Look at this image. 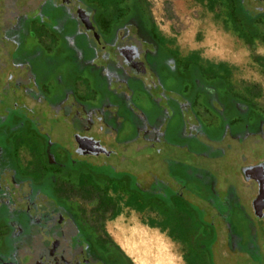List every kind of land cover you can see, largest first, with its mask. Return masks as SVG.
<instances>
[{
  "label": "flooded vegetation",
  "instance_id": "1",
  "mask_svg": "<svg viewBox=\"0 0 264 264\" xmlns=\"http://www.w3.org/2000/svg\"><path fill=\"white\" fill-rule=\"evenodd\" d=\"M247 1L256 14L246 13L247 20L264 24V1ZM0 4V70L6 63L21 68L20 75H0V264H129L79 209L104 199L117 207L114 195H125L129 208L158 214L157 230L167 235L174 230L187 242L190 264H262L264 237L257 227L264 210L257 217L253 209L257 173L264 172V155L257 151H264V105L257 103L263 104L264 96L257 89H227L228 66L180 56L158 34L145 0ZM72 26L101 52L102 69L92 76L95 90L88 91L85 80L65 79V71L56 73L60 59L46 65L62 49L65 27ZM18 40L27 58L42 50L34 68L15 57L25 55L15 48ZM158 51L166 60L155 71L151 56ZM132 106L142 111L143 121L135 120ZM110 108L122 111L129 124L118 126V112ZM211 117L223 122L217 134ZM53 118L62 121L58 131ZM70 120H78L80 131L66 144ZM167 136L180 137L181 148L202 153L201 159H218L233 149L243 162L239 176L255 187L253 199L243 204L228 179L206 170L190 173L188 165L173 163L168 173L160 148ZM80 138L92 141L80 147ZM95 142L105 153L93 154L99 149ZM105 143L123 146L121 156ZM250 150L257 158L247 161ZM167 215L178 219L169 221ZM176 220L184 232L173 228Z\"/></svg>",
  "mask_w": 264,
  "mask_h": 264
},
{
  "label": "rangeland",
  "instance_id": "2",
  "mask_svg": "<svg viewBox=\"0 0 264 264\" xmlns=\"http://www.w3.org/2000/svg\"><path fill=\"white\" fill-rule=\"evenodd\" d=\"M1 1L2 0H0V2ZM145 2L150 19L152 23H154L158 34L164 36L168 45L171 48L177 49V53H179L180 56L185 57L194 54L200 58L202 63L208 61L222 63L230 69V75L225 77V87L227 89L242 91L243 86L248 85L257 89L259 95L264 96V24L257 20L251 23L247 20L248 18L245 16L246 13H249L251 16L256 15L254 9L251 8L247 0H242L244 10L239 6L241 5V3L239 4L240 0H145ZM2 10H4L3 5ZM19 26L21 27V25ZM76 32L77 29L73 26L70 27V29L65 27V37L60 38V42L63 43L62 49L64 51L60 49L53 52V56L55 55L53 60L47 59L46 65H49V63L54 60L60 59L61 61L56 62L58 63L55 66L56 73L62 74L65 71L63 76H65L64 78L67 80H71L72 82L77 80L80 81L79 84L83 83L85 80L84 82L87 81L92 84L91 81L93 77H97L95 73L100 71L103 66L98 65L100 64L101 57L99 54L101 52L99 53V51H96V49L92 47L91 42L86 40L85 35L77 34ZM245 37L247 40L244 39ZM209 38L213 40L212 46L207 44ZM218 45H223V47L230 46V49L228 48L229 50L225 49L222 51L218 48ZM58 46L59 45H57V49ZM16 47L25 54L19 40L17 45H15V48ZM41 51L42 50H37L34 52L31 58H27L26 54L24 57H18V55L20 56V52L16 54L15 57L25 64L29 62L31 68L34 62L40 61ZM237 55L238 59H236ZM151 60L153 64L151 68L155 71H159L166 58L158 51L151 56ZM74 62L77 63V65L73 64ZM53 63H55V61ZM20 71L21 68L16 70V68L6 63L4 68L1 67L0 75L11 72L13 75L17 76L20 75ZM110 84L112 85V82ZM228 85L230 87H228ZM50 86L51 83H49L48 87ZM108 86L109 85L105 88H108ZM79 89L81 93L86 92L85 86L83 85H80ZM89 89L93 90L91 87ZM261 100L263 104L257 103L259 105H264V99ZM79 101H81V99H79ZM49 120L51 123L55 124L54 131H58V125H60L62 121H58L57 123V119L55 118ZM210 120L213 121V127H215L214 133L216 132L217 134V131L222 130L223 122L213 117H211ZM60 126V128L63 127L62 124ZM68 127L70 128L65 131V134L69 133V137H66L65 143L71 144L72 139L70 135L75 131H80L78 129V120H70ZM61 131L62 130L59 131L60 134ZM223 135L222 133L221 137H223ZM112 136L116 135L114 134ZM102 138H104V140L107 139L104 135ZM121 138H123V136ZM104 140L102 139V141ZM183 144L180 137L167 136V145L162 144L164 146H160L162 149V157H165L169 162L167 165L169 170L168 173H173V163L188 165L189 169L193 170V172L190 171V173H194V171L199 169L206 170L208 173H212L214 176L218 177L219 180L222 177L228 179V182L241 192L240 200L243 204L253 199L255 196V187L251 183H245L239 176L240 173H238V171L243 162L240 156L233 155L235 153L233 149L231 151L228 150L222 157L220 156L221 158L218 157V159L209 160L208 158L201 159L202 153L196 155L195 153H190L187 149L181 148ZM246 144L250 147L249 141ZM105 146L111 148L117 156H121L120 154L123 153V146H116L113 143H109V145L105 143ZM257 151L258 155H264V151ZM254 153L255 151L249 152V159H247V161H252L257 158H254ZM204 154L208 157L206 152ZM212 154H216V152ZM100 158L96 159L100 162ZM113 160L115 161V157L110 159L111 162ZM99 184L103 185L102 182ZM124 196L125 195L112 196L114 203H118V206L113 207V210L109 209L107 212H103L102 208L100 209L93 204L82 205L79 209L97 231L106 236L113 246L120 249L117 248L124 255L129 264H136L134 258H131L129 252L124 251L122 247H120L118 242L114 239L113 234L123 236L132 230H136L139 226L148 228L153 233L150 238H146L144 242H141L143 243L141 248L143 251H141L143 253L142 257L140 256L141 254L132 251L137 254L134 253L136 255L135 258L141 261L142 264H186L184 259L187 257L188 245L170 239L166 232L161 231V229H159V232L156 225L150 227V223H157L161 220L158 214L148 211L137 212L132 208H127L123 202L125 199ZM257 228L258 232L261 233L259 237L262 239L264 237V221H261ZM156 237L161 241V243L158 242V246L155 242ZM262 261V264H264V259H262Z\"/></svg>",
  "mask_w": 264,
  "mask_h": 264
},
{
  "label": "bare ground",
  "instance_id": "3",
  "mask_svg": "<svg viewBox=\"0 0 264 264\" xmlns=\"http://www.w3.org/2000/svg\"><path fill=\"white\" fill-rule=\"evenodd\" d=\"M209 31V30H208ZM232 40V39H231ZM205 42V41H204ZM213 42L212 38H209V40L207 41V44L211 45ZM212 46V45H211ZM210 46V47H211ZM215 48V47H214ZM218 48L221 49L222 51H224L225 49H230V46H226V47H223V45H218ZM216 49V48H215ZM228 49V50H229ZM206 50V49H205ZM214 52V51H213ZM216 54V53H215ZM217 55V54H216ZM227 55V53H226ZM209 56V55H208ZM227 57V56H226ZM221 58V57H219ZM236 59H238V55L236 56ZM258 174V180L260 181L261 185L263 184V181H264V172L262 170L259 169V173ZM259 203V202H258ZM135 223V222H134ZM126 233V232H125ZM151 235H153V233L151 232V230H149L148 228H143L141 226H139L138 228H136V230H132L130 232H128V234L126 233V235H114L113 234V237L114 239L118 242V244L120 245V247H122V249L124 251H127L129 252V255L131 256V258H134V262L136 264H142L141 261H139L138 259L135 258V256L137 255L135 252L141 254L140 256L142 257L143 256V251H142V245L143 243L141 242H144V240L147 238H150ZM151 240V239H150ZM115 241V242H116ZM140 241V243H139ZM147 241V240H146ZM149 241V240H148ZM116 242V243H117ZM157 246H158V242L161 243L160 239L158 237H156V240H155ZM139 243V244H138ZM153 245V244H152ZM144 248H147V247H144ZM133 249V250H132ZM132 251H135V252H132ZM142 251V252H141ZM147 252V251H146ZM136 255H135V254Z\"/></svg>",
  "mask_w": 264,
  "mask_h": 264
},
{
  "label": "trees",
  "instance_id": "4",
  "mask_svg": "<svg viewBox=\"0 0 264 264\" xmlns=\"http://www.w3.org/2000/svg\"><path fill=\"white\" fill-rule=\"evenodd\" d=\"M232 15V14H231ZM233 17V16H232ZM191 56H194V54H190ZM175 202V201H174ZM126 205V207L127 208H129L130 206H132L131 205V202H128V203H126L125 204ZM114 206H112L111 205V203H108V202H106V200L104 199L99 205H98V208H102V211L103 212H107L109 209H114L113 208ZM181 209H182V207H181ZM144 209H143V207H136V211L137 212H142ZM165 213L167 212V211H164ZM168 214H171V213H168ZM181 214V215H180ZM185 213H183L181 210L179 211V219H184V217H185ZM168 216V219H169V221H173L175 218H177L176 216L174 217V215L172 216V215H167ZM115 217V216H114ZM178 219V218H177ZM181 221V220H180ZM177 222V220L175 221V224H176V226H173V228L174 229H176V228H181V230L184 232V229H183V227H182V225L180 224L179 225V223H176ZM153 225H154V223H150L149 224V226L150 227H153ZM172 228V229H173ZM169 236V238L170 239H173L174 241L176 240V241H178V242H180V243H182V244H186L187 245V242L186 241H182V240H180L179 238H178V235H177V232H175L174 230H173V232H170V234L168 235ZM177 236V237H176ZM118 248V247H117ZM119 249V248H118ZM120 250V249H119ZM185 260V263L186 264H190L189 263V261H188V259H187V257L184 259Z\"/></svg>",
  "mask_w": 264,
  "mask_h": 264
},
{
  "label": "water",
  "instance_id": "5",
  "mask_svg": "<svg viewBox=\"0 0 264 264\" xmlns=\"http://www.w3.org/2000/svg\"><path fill=\"white\" fill-rule=\"evenodd\" d=\"M257 1H264V0H257ZM79 18L81 19V16L79 14ZM81 141L76 140L79 143V146L83 145L84 141H90L91 139L87 138H80ZM92 141V140H91ZM97 147L99 148L98 151H95L93 154L94 155H99L100 153H105V149L101 148L97 142H95ZM256 167H253L251 169H255ZM255 174V173H254ZM257 183L259 185V190H258V196L253 202V209L255 211V215L257 217H261V212L264 210V181L263 184L261 185L260 181L257 179ZM259 202V203H258Z\"/></svg>",
  "mask_w": 264,
  "mask_h": 264
},
{
  "label": "crops",
  "instance_id": "6",
  "mask_svg": "<svg viewBox=\"0 0 264 264\" xmlns=\"http://www.w3.org/2000/svg\"><path fill=\"white\" fill-rule=\"evenodd\" d=\"M164 37V36H163ZM174 49V48H173ZM87 82V81H86ZM92 82V84H90V83H88L87 82V87H88V91H91L89 88L91 87L92 89H96V85L94 84V82H93V80L91 81ZM110 88L111 89H114V90H116V91H118V86L116 85V84H114L113 82H112V85L110 84ZM133 108L131 109V113H132V115H134V118H135V120H138V119H141L142 121H143V113H142V111L141 110H139V108H137V107H135V106H132ZM110 110H111V112H114V113H117V114H115L116 115V120H117V124H118V126H121L123 123H125V124H129V121L128 120H126L125 122H124V120L125 119H127V118H125V115H123V112L122 111H112L113 110V108H110ZM124 113H127V112H124ZM109 128V127H108ZM111 128L112 127H110L109 129L111 130ZM92 130H94V127L92 128ZM112 135H114V134H112ZM112 135H110V136H112ZM112 137H114V136H112Z\"/></svg>",
  "mask_w": 264,
  "mask_h": 264
}]
</instances>
